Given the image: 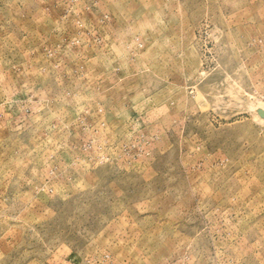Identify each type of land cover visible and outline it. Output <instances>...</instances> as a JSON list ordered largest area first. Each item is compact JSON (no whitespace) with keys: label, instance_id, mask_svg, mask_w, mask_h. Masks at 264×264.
Listing matches in <instances>:
<instances>
[{"label":"rangeland","instance_id":"obj_1","mask_svg":"<svg viewBox=\"0 0 264 264\" xmlns=\"http://www.w3.org/2000/svg\"><path fill=\"white\" fill-rule=\"evenodd\" d=\"M0 264H264V0H0Z\"/></svg>","mask_w":264,"mask_h":264}]
</instances>
